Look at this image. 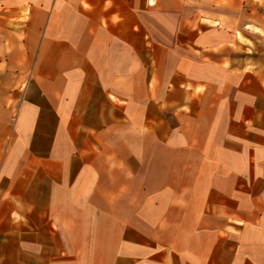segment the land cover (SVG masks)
I'll list each match as a JSON object with an SVG mask.
<instances>
[{
	"label": "crops",
	"instance_id": "crops-1",
	"mask_svg": "<svg viewBox=\"0 0 264 264\" xmlns=\"http://www.w3.org/2000/svg\"><path fill=\"white\" fill-rule=\"evenodd\" d=\"M190 9L0 0V264H264V21Z\"/></svg>",
	"mask_w": 264,
	"mask_h": 264
},
{
	"label": "rangeland",
	"instance_id": "rangeland-1",
	"mask_svg": "<svg viewBox=\"0 0 264 264\" xmlns=\"http://www.w3.org/2000/svg\"><path fill=\"white\" fill-rule=\"evenodd\" d=\"M190 4L191 21L203 18L204 21H242L241 24L251 25V21H264V0H184ZM258 41L255 47H260L264 31L256 29ZM257 53V52H255ZM261 91L255 89L254 96L261 97ZM264 96V95H263Z\"/></svg>",
	"mask_w": 264,
	"mask_h": 264
}]
</instances>
